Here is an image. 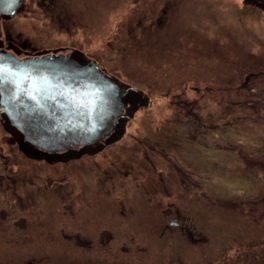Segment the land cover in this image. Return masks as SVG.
<instances>
[{"label":"rangeland","instance_id":"obj_1","mask_svg":"<svg viewBox=\"0 0 264 264\" xmlns=\"http://www.w3.org/2000/svg\"><path fill=\"white\" fill-rule=\"evenodd\" d=\"M56 6L47 19L37 11L0 16V50H14L17 40L94 62L131 91L124 135L108 147L106 139L95 154H66L71 162L57 166L81 219L80 245L51 238L45 251H34L36 244L31 253L1 251L0 264H264V0ZM150 134L176 140L166 149L190 176L187 189L175 188L172 201L185 216L177 228L164 230L162 189L151 201L143 190L107 183L109 161L126 160L118 152L139 149L135 140ZM18 138L0 113L1 167L16 165ZM3 196L0 207L12 200Z\"/></svg>","mask_w":264,"mask_h":264},{"label":"flooded vegetation","instance_id":"obj_2","mask_svg":"<svg viewBox=\"0 0 264 264\" xmlns=\"http://www.w3.org/2000/svg\"><path fill=\"white\" fill-rule=\"evenodd\" d=\"M58 1L19 0V6L13 15L4 16L0 14V16L14 20L22 12L29 16L37 11L42 18L47 19L51 12L54 13L58 10L56 6ZM143 3L146 4L145 1ZM255 3L259 5V2ZM58 17L60 16L56 15L58 25L64 26L63 19L60 17L58 21ZM52 20L55 21V17H52ZM33 30L35 29L33 28ZM13 45L15 46L14 50L6 53H11L21 61L49 56L64 57L63 54L59 53L61 51H56L57 49L38 48L31 44L24 45L17 40ZM0 52L5 51L0 50ZM21 54L25 55L18 57ZM76 59L83 60V56L79 55ZM121 128L122 126L116 128L115 132L106 138L109 139L107 147L124 135L119 133ZM165 137V135L159 134L142 135L135 140L139 149L120 150L118 153L121 156L125 154L124 158L126 160L119 161L114 157V161H109L110 171L107 172V183L113 188L120 184L121 187L129 185L143 190L146 196L148 194L152 195L149 197L151 201L157 200L159 191L162 189V193L169 199L161 213V217L165 215V218L162 219L164 223L167 221L166 226H164V230H167V227H180L179 221H185L184 214L175 206L176 204L172 200L176 199L177 196L176 187L188 188L187 184L190 182V176L185 166L178 164L177 156L172 155L166 149V146L172 145L171 142L176 146V140L171 138L168 140ZM20 138L11 145L12 149H14L12 146L17 147V153L13 152L14 158L7 155L6 159L7 161H10L11 158L14 159L16 165L0 166V196L5 195L3 197L6 200L12 198L10 202L3 203L5 206L0 207V242L7 244L0 246V252L9 249L13 253H31L34 250L31 247L35 244L34 247H37V249L34 251H45L49 248L51 238H59L70 243L76 241L75 243L80 245L81 232L79 229L81 219L79 216L74 215L72 193H68V198L65 196L64 173L59 172L57 166L71 162L68 159H79L88 153L95 154L90 150L100 146L106 139L99 143L68 149H42L30 144L21 135ZM66 154L68 156L71 154L70 158L66 159ZM52 166L55 167L51 168ZM133 173H136V176ZM122 179L128 180V183L122 182ZM133 182L137 184L136 187L133 186ZM24 198L26 200H23ZM66 199L71 201V204L65 202ZM123 205L125 206L124 203ZM122 208L124 207L122 206ZM38 210H46L48 213L52 212L53 214L50 217L43 214V217H41ZM168 211L171 213L174 211L173 214L175 215L167 213ZM65 213L69 215L66 216ZM24 243H28V245H22ZM40 245H46V247L42 248ZM39 246L41 248H38Z\"/></svg>","mask_w":264,"mask_h":264},{"label":"water","instance_id":"obj_3","mask_svg":"<svg viewBox=\"0 0 264 264\" xmlns=\"http://www.w3.org/2000/svg\"><path fill=\"white\" fill-rule=\"evenodd\" d=\"M19 0H0L11 16ZM131 91L73 56L18 60L0 52V113L23 139L42 149L99 143L124 124Z\"/></svg>","mask_w":264,"mask_h":264}]
</instances>
